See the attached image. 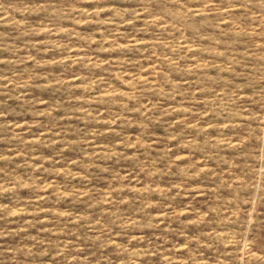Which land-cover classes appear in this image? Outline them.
<instances>
[{"label": "rangeland", "instance_id": "374dc122", "mask_svg": "<svg viewBox=\"0 0 264 264\" xmlns=\"http://www.w3.org/2000/svg\"><path fill=\"white\" fill-rule=\"evenodd\" d=\"M0 264H264V0H0Z\"/></svg>", "mask_w": 264, "mask_h": 264}]
</instances>
